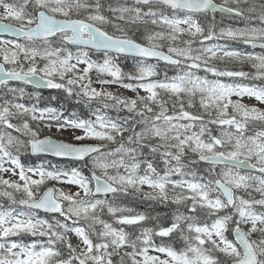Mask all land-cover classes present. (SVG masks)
Wrapping results in <instances>:
<instances>
[{
  "label": "snow or ice",
  "instance_id": "snow-or-ice-1",
  "mask_svg": "<svg viewBox=\"0 0 264 264\" xmlns=\"http://www.w3.org/2000/svg\"><path fill=\"white\" fill-rule=\"evenodd\" d=\"M234 43L264 49V0H0V264H264V109L239 99L264 103V52ZM12 82L89 114L21 102ZM136 196L170 222L118 203Z\"/></svg>",
  "mask_w": 264,
  "mask_h": 264
},
{
  "label": "trees",
  "instance_id": "trees-1",
  "mask_svg": "<svg viewBox=\"0 0 264 264\" xmlns=\"http://www.w3.org/2000/svg\"><path fill=\"white\" fill-rule=\"evenodd\" d=\"M217 17H219V15H216V20ZM220 18V17H219ZM119 63L121 64V67L124 69L125 72H129L133 70L134 67V61L131 58L125 59L123 57L120 58ZM150 63H157L155 61H151ZM164 66V64L159 63L158 64V69L162 68ZM168 75H174V69H170L168 71ZM161 78H162V74H161ZM250 83H254V84H260L262 82H254V81H250ZM13 85H20L19 83H15ZM57 95H51L46 91H41L39 94L40 99L36 100L35 98L31 99L32 102L31 103H38L39 106H43V105H49V106H54L55 108H57L59 111L64 112L65 114H72L75 113L77 116H86L89 114V109L87 107V105H85L83 102L79 101L78 98H72L69 96H63L61 93L56 92ZM37 92H33L30 93V95H34L36 96ZM53 97H55V99H53ZM77 101V103H76ZM112 112H109V115H111ZM112 116V115H111ZM28 160L33 159L35 160V163H30L31 165H40V164H45L47 165L49 162L53 165H58L60 167H65V166H78L75 164H72L69 161L66 160H57V159H53L51 157H38V158H32L30 157H24ZM30 165V166H31ZM163 165L160 164L159 168H162ZM194 168L198 169L201 168L200 166H193ZM201 172V170H199ZM87 174V172L85 173ZM179 176H174L173 179H179ZM145 200H142L139 196L136 197L134 199V201L132 202V204H135L137 207H140L139 204H142ZM145 204V203H143ZM172 208H170L168 205H161L159 203H153V202H147L145 211H143L144 213H146L147 215H149L152 218H156L158 217L159 220L157 221V219H150L149 221L144 223L145 227H154L158 222L161 224H164L165 226L167 225V223L170 222V214H171ZM167 213H168V217H167ZM129 231H132L133 229L129 228ZM135 231L138 233L139 229H135Z\"/></svg>",
  "mask_w": 264,
  "mask_h": 264
},
{
  "label": "rangeland",
  "instance_id": "rangeland-1",
  "mask_svg": "<svg viewBox=\"0 0 264 264\" xmlns=\"http://www.w3.org/2000/svg\"><path fill=\"white\" fill-rule=\"evenodd\" d=\"M217 1H220V2H222V0H217ZM106 2H107V0H106ZM245 8L247 7V5L246 6H244ZM165 11L166 12H169L167 9H165ZM170 13V12H169ZM217 23L218 24H220L218 21H217ZM224 24H230V23H224ZM246 25V22L245 21H243V22H238V23H236V24H231V26L232 27H244ZM255 26H257V27H259L260 26V24H259V22L257 21L256 22V24H255ZM186 38V37H185ZM234 44H236V45H242V44H237V43H234ZM165 51L167 50L166 48L164 49ZM102 58H103V56L102 57H99V58H97L96 60H102ZM244 70L245 71H251L252 69L250 68V66L249 65H244ZM175 71L176 70H174V74H175ZM93 75V79H95V73H93L92 74ZM201 75H203V73H201ZM172 76V75H171ZM254 82H259V81H254ZM244 83H250V81H244ZM12 86H15V87H20V88H23L24 89V92H25V98L22 100V102L23 101H26L27 103H28V101L29 100H31L32 99V95H29L26 91H28V92H30V93H33V91L32 90H34V89H32V88H30V87H28V86H25V85H13L12 84ZM93 86L94 87H97V88H99L100 87V85L99 84H93ZM106 87H108L109 88V90H111V91H113V92H115V93H118V94H120V95H126V96H133L134 95V93L132 92V91H130V90H127V89H124V88H122V87H120L119 85H111V86H106ZM31 89V90H30ZM63 96H67V94L65 93V92H63L62 90H61V92H60ZM140 94L141 95H146V93H144L143 91H141L140 92ZM53 95H57V94H53ZM75 96H72V98H74ZM233 99H237V97H233ZM240 100H241V102L242 103H245V104H248L249 106H256V107H259V108H261V109H264V103H260V102H258V101H256L254 98H251V97H242V98H239ZM76 103H77V101H76ZM111 115L113 116V117H116V113L115 112H112L111 113ZM121 115H126V113H121ZM42 128L44 127V126H41ZM51 132V133H53V134H56V135H59V133H57L56 132V129H55V127H53L52 129H47V128H44V132H45V134H47V132ZM62 138H64V139H70L71 138V132H69V131H66V132H64L63 133V137ZM192 159H196V157L195 156H193L192 157ZM30 160H32L33 161V159H30ZM22 163H25L26 165H30V162L28 161V159L26 160V158H25V160L24 161H22ZM197 166H200L201 168H199V170H201V173H203L204 172V170L207 168V165L205 164V163H203V162H201L199 165H197ZM5 175V178H9V179H15V177H12L10 174H4ZM52 186V185H55L56 187H60V188H63L65 191H76L77 189H76V186H71V185H67V184H58V183H56V182H50V184H49V186ZM144 190L145 191H149L150 189H148L147 188V186H145V188H144ZM257 199H259L260 197H259V194L258 193H255L254 191H253V193H252ZM136 197H138V196H136ZM136 197H128V198H124V199H121L120 201H118V203L119 204H121L122 206H125V207H130L131 208V206L133 207V209L136 211V212H143V211H145V208H146V205H147V200H145V201H142L143 203H145V204H139L140 205V207H137L135 204H132V202L134 201V199L136 198ZM0 202H3V201H0ZM149 202H153V201H149ZM153 203H157V202H153ZM41 215L43 216L44 214L43 213H41ZM102 218H104V219H106V220H109V221H111V217L107 214V212H106V210H105V215L102 217ZM23 240H24V242H31V240L32 239H40L39 237H35V238H32V237H23L22 238ZM72 243L75 245V244H77L78 243V238L77 237H75L74 235L72 236Z\"/></svg>",
  "mask_w": 264,
  "mask_h": 264
},
{
  "label": "flooded vegetation",
  "instance_id": "flooded-vegetation-1",
  "mask_svg": "<svg viewBox=\"0 0 264 264\" xmlns=\"http://www.w3.org/2000/svg\"><path fill=\"white\" fill-rule=\"evenodd\" d=\"M246 6V5H243V7Z\"/></svg>",
  "mask_w": 264,
  "mask_h": 264
}]
</instances>
